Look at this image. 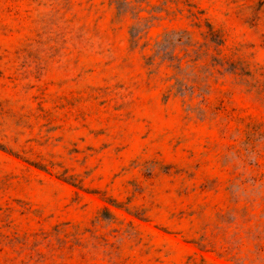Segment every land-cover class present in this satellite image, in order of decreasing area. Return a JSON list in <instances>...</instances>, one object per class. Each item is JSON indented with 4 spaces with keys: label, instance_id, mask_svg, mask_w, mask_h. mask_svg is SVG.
<instances>
[{
    "label": "rangeland",
    "instance_id": "obj_1",
    "mask_svg": "<svg viewBox=\"0 0 264 264\" xmlns=\"http://www.w3.org/2000/svg\"><path fill=\"white\" fill-rule=\"evenodd\" d=\"M0 264H264V0H0Z\"/></svg>",
    "mask_w": 264,
    "mask_h": 264
}]
</instances>
